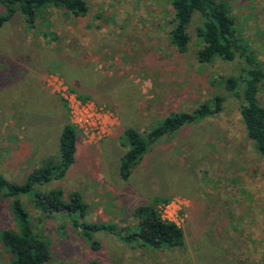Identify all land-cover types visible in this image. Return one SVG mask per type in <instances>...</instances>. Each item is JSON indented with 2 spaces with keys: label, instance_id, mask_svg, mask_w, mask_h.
<instances>
[{
  "label": "rangeland",
  "instance_id": "rangeland-1",
  "mask_svg": "<svg viewBox=\"0 0 264 264\" xmlns=\"http://www.w3.org/2000/svg\"><path fill=\"white\" fill-rule=\"evenodd\" d=\"M85 1L81 16L49 5L37 12L35 27L19 12L0 26L2 176L22 183L33 168L59 161V136L72 121L56 79L103 113L98 134L73 124L74 163L63 178L39 186L60 187L65 200L79 192L87 203L83 218L46 215L30 195H19L31 228L49 246L47 264H264V156L242 123L236 95L241 88L229 90L223 82L245 74L247 55L264 73V0H222L246 54L209 62L197 58L203 44L194 30L198 13L188 26V46L180 51L170 36V0ZM216 96L217 113L152 143L128 178H121L127 128L144 135L170 113L214 104ZM257 98L264 106V78ZM11 200L0 199V232L19 228ZM142 205L181 227L183 244L153 248L99 230L91 233L98 242L94 249L73 225V219L109 222L123 233L135 231L133 211ZM12 258L0 240V264Z\"/></svg>",
  "mask_w": 264,
  "mask_h": 264
},
{
  "label": "trees",
  "instance_id": "trees-1",
  "mask_svg": "<svg viewBox=\"0 0 264 264\" xmlns=\"http://www.w3.org/2000/svg\"><path fill=\"white\" fill-rule=\"evenodd\" d=\"M173 10V27L170 30L171 41L178 50L184 51L190 41L187 32L194 13L198 17L196 35L201 38L202 47L197 51L200 62H209L218 56L224 60H234L236 53L246 54L245 47L237 35L230 10L222 0H170ZM4 12L0 14V26L17 12L27 25L35 27L37 12L44 6H60L76 16L84 15L88 6L85 0H0ZM193 21V20H192ZM250 68L244 75H230L224 79L229 90H236L241 99L240 115L247 136L253 140L258 152L264 156V106L257 98L258 84L264 73L251 55L246 57ZM210 104L204 101L193 111L173 112L157 122L142 135L133 128L124 131L128 149L120 159L119 174L127 179L134 165L139 162L149 146L158 139L177 132L184 125L193 123L220 110L221 98L216 96ZM59 161L49 162L33 168L22 183L7 180L0 174V199L10 198V212L18 222L19 228L3 229L0 240L11 251L13 258L8 264H47L51 253L47 242L31 228L28 213L24 210L19 195H30L34 205L45 213L78 214L83 218L87 203L79 192H71L68 199L63 198V190L54 187L41 190L39 186L52 179H61L74 163L76 151V128L69 122L62 127L58 140ZM137 218V228L123 233L109 222H84L73 219V225L81 228V234L90 241L92 248H98V242L91 233L105 230L116 233L125 242L138 241L153 248H174L183 244V231L173 221L163 220L156 210L147 205L138 206L133 211ZM91 264H97L92 262Z\"/></svg>",
  "mask_w": 264,
  "mask_h": 264
},
{
  "label": "built area",
  "instance_id": "built-area-1",
  "mask_svg": "<svg viewBox=\"0 0 264 264\" xmlns=\"http://www.w3.org/2000/svg\"><path fill=\"white\" fill-rule=\"evenodd\" d=\"M55 89L60 92V95L66 100L71 115L72 125L74 124L81 128L87 135L98 134L102 130L103 113L101 111L78 101L73 93L68 92L67 88L60 80H55ZM169 206V203L164 205L165 213H167V208H169Z\"/></svg>",
  "mask_w": 264,
  "mask_h": 264
},
{
  "label": "crops",
  "instance_id": "crops-1",
  "mask_svg": "<svg viewBox=\"0 0 264 264\" xmlns=\"http://www.w3.org/2000/svg\"><path fill=\"white\" fill-rule=\"evenodd\" d=\"M76 152V151H75Z\"/></svg>",
  "mask_w": 264,
  "mask_h": 264
}]
</instances>
